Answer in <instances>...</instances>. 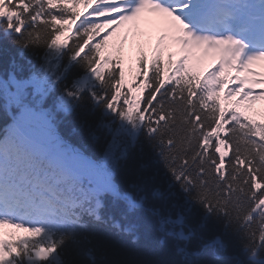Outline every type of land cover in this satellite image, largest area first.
I'll list each match as a JSON object with an SVG mask.
<instances>
[{
    "label": "snow or ice",
    "instance_id": "obj_1",
    "mask_svg": "<svg viewBox=\"0 0 264 264\" xmlns=\"http://www.w3.org/2000/svg\"><path fill=\"white\" fill-rule=\"evenodd\" d=\"M126 26L152 45L127 70L122 47L109 50ZM0 29L18 34L22 57L43 49L39 70L0 77V110L10 121L0 131V264H67L69 243L89 221L103 222L108 203L144 209L145 197L121 190L114 172V149L141 132L185 203L234 223L251 264H264V119L247 111L264 101V0H0ZM73 66L82 74L53 96ZM13 68L23 71L15 61ZM85 92L111 116L101 122L111 139L100 160L56 127ZM183 222L178 214L161 226ZM113 227L134 235L133 223ZM168 235L189 239L183 230ZM177 254L191 264L197 253Z\"/></svg>",
    "mask_w": 264,
    "mask_h": 264
},
{
    "label": "trees",
    "instance_id": "obj_2",
    "mask_svg": "<svg viewBox=\"0 0 264 264\" xmlns=\"http://www.w3.org/2000/svg\"><path fill=\"white\" fill-rule=\"evenodd\" d=\"M17 38L18 34L5 35L0 29V77H6L13 70L17 75L26 76L30 70L40 68L43 49L25 51L22 57L15 43ZM13 61L22 66V72L13 68ZM64 63H67L66 57ZM82 72L79 66H73L52 95H58L61 87L71 85ZM2 117L0 110V123ZM58 117L63 134L92 156L98 155L109 139L101 122L110 121L111 116L103 115L87 92L70 113H59ZM124 146L126 155L116 171V183L123 191L145 197V208L134 212V235L113 227L104 213L103 222L90 221L89 229L78 237V242L69 243L62 257L67 264H183L184 257L177 254V247H187L197 253L189 257L191 264H251L245 233L234 223H227L224 216L208 214L195 201L186 204L185 194L143 132L135 143ZM154 192L159 196H154ZM153 209H158V213ZM178 214L184 217L182 225L161 226V221L169 217L176 219ZM180 230L189 236L188 240L168 235ZM216 238L223 242V250L214 243ZM260 258L264 259V251Z\"/></svg>",
    "mask_w": 264,
    "mask_h": 264
}]
</instances>
